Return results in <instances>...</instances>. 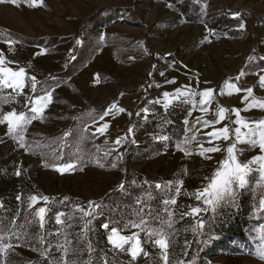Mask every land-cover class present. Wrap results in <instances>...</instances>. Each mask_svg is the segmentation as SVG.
<instances>
[{
    "label": "rangeland",
    "instance_id": "rangeland-1",
    "mask_svg": "<svg viewBox=\"0 0 264 264\" xmlns=\"http://www.w3.org/2000/svg\"><path fill=\"white\" fill-rule=\"evenodd\" d=\"M262 133L264 0H0L2 209L40 227L2 223L0 264H264ZM230 147L245 183L213 189ZM244 197L242 235L200 233Z\"/></svg>",
    "mask_w": 264,
    "mask_h": 264
},
{
    "label": "trees",
    "instance_id": "trees-1",
    "mask_svg": "<svg viewBox=\"0 0 264 264\" xmlns=\"http://www.w3.org/2000/svg\"><path fill=\"white\" fill-rule=\"evenodd\" d=\"M167 114V113H166ZM160 122L163 126V124L166 123V119H165V115H161L158 114L157 117H148V121H146L144 123V125L148 128L147 130H143L141 131L139 136H146V135H150L153 132H156V130H151L150 128H153L154 124L156 122ZM1 187H0V194H1ZM137 192V191H136ZM110 197H114V199H117L118 196H114V195H109L106 198H104L103 202L108 200ZM241 200H237V202L234 204V208L233 207H229L226 209L220 208L215 212V218L216 219V223H211V224H207L204 223L203 225H201V229H200V233L202 234H209L210 235H223V236H229V237H235L237 235H242V231L244 230L245 226L247 225V221H245L246 217V212L249 209V199L248 197H244V198H240ZM59 200H57L56 202H58ZM119 201H122L123 205L121 206L122 209V214L124 215L123 217H125V222H139L141 220H144L146 218H149V209L147 210V207H144L143 211H137V216L133 218L132 213L130 211L131 207L136 208L133 204V202L131 200H129L128 198H123L121 197V199H119ZM5 201L2 199L1 195H0V226L2 223L4 224H8L12 227L15 228L16 233L10 238V240L12 241V243L14 244H20V245H28V244H34L35 242H37L36 240V230L38 228V230H40V227L37 223V225H35V219L34 217L30 218L29 214L25 215V216H19L16 212V209L13 207L12 208V213H10L9 211L6 212L4 211L2 208H6V205L4 203ZM114 204L115 203H111V205H109L108 207V212H110L112 208H114ZM63 205V204H62ZM65 207H59L56 210H54L53 215H56L58 213H64L66 212V205H63ZM142 206L137 207L138 210L139 208H141ZM5 212V213H4ZM20 214V213H19ZM108 217H105L102 214V219H99L98 221L95 222L94 224V229L97 231V237L100 238V240L105 238V234L108 231L113 230L114 228H116L117 226L113 224V220H117L121 218V215L117 216H111L110 214H107ZM134 220V222L132 221ZM105 226V227H104ZM1 228V227H0ZM105 228V229H104ZM198 233V234H200ZM206 237H204V239L201 241V245L200 247L196 250L197 253H199L200 251H204L205 247L208 246L210 244V242L206 245ZM193 248L190 249V251H192ZM107 260V264H110V260L109 257L106 258ZM106 263V261H105ZM33 264H42L41 262H34ZM121 264V263H120Z\"/></svg>",
    "mask_w": 264,
    "mask_h": 264
},
{
    "label": "snow or ice",
    "instance_id": "snow-or-ice-1",
    "mask_svg": "<svg viewBox=\"0 0 264 264\" xmlns=\"http://www.w3.org/2000/svg\"><path fill=\"white\" fill-rule=\"evenodd\" d=\"M13 3H15V0H13ZM204 95H208V93H204ZM33 111H35V109H33ZM5 120H9L8 117H5ZM9 124H10V128L9 130L11 131V121L9 120ZM261 143H260V148L261 150H264V133L261 134ZM209 152L211 151H214V149H208ZM228 153L232 159V164L229 165L227 163V161L224 162V170L223 171H220L218 173H216V176H217V179L213 181L211 187L213 189H217V188H220V189H223V187L225 185H229L231 183V178L232 177H235L237 180H239V183L241 186L244 185L245 183V180H244V172H245V169L248 167V165H244L243 167H241L240 164L236 163V159L234 156H232V153H233V149L230 147L228 148ZM264 159V158H262ZM62 171V170H61ZM197 198L199 199V194L197 196ZM34 201L36 200L35 197L32 198ZM262 206H264V202H262ZM46 212V209L45 208H40L38 210V215H40V218H41V222H43L44 220V213ZM199 212V209L197 208H194L192 210V214L195 215ZM88 213H85V215H87ZM59 222V220H58ZM113 235H115V231L113 233ZM119 241L121 243H125L127 242V238L125 237H119L118 238ZM109 242L112 243L114 246H121L120 244H117V240L114 239L113 237H109ZM157 243H159L162 247H165V244L163 241H157ZM131 254L132 256L135 258V256L137 255V250L136 248L134 247L132 250H131Z\"/></svg>",
    "mask_w": 264,
    "mask_h": 264
}]
</instances>
